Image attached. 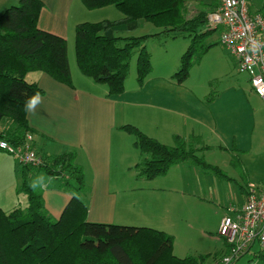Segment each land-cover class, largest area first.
<instances>
[{
	"label": "crops",
	"instance_id": "crops-1",
	"mask_svg": "<svg viewBox=\"0 0 264 264\" xmlns=\"http://www.w3.org/2000/svg\"><path fill=\"white\" fill-rule=\"evenodd\" d=\"M41 1L44 6L38 26L67 40L74 88L42 72L28 74L27 81L37 83L44 92L34 112H28V123L33 131L32 146L44 157L75 152V164L82 168L85 179L86 190L79 197L87 203L88 221L153 228L172 236L174 242L177 239V208L172 193L186 194L182 192L184 178L179 173L180 169H175L174 173L180 175L179 178L169 177V173L154 180L139 178L134 167L142 157L134 147L132 135L120 129L128 124L165 145H174V136L185 139L197 136L207 147L205 151L215 154L220 150L224 156L222 163L209 164L224 171L227 175L224 179L242 185L240 195L235 198L236 204H232L228 211L241 209L247 199V186L258 176L251 160L259 157L257 152L262 149V146H256L255 139L260 125L258 115L264 110V101L253 92L249 78L244 84L240 78L228 77V86L217 91L216 98L211 102L206 100L213 93L210 89L202 85L199 92L198 84L188 83L196 65L202 66L204 60L218 48L217 45L222 46L220 38L206 45L210 48L194 64L184 83L179 84L172 79L175 63L169 66V62H163L158 70L153 68L143 87L139 86L134 73L133 78H128L124 93L109 96L106 85L96 84L73 67L70 49L75 45L78 24L120 20L123 14L113 6L88 10L81 0ZM185 3V15L193 18L201 11L209 15L216 12L220 0H185ZM18 4L19 0H0V14ZM249 6L253 15L264 17V0H249ZM213 62L220 71L228 68V73H234L238 66L232 68V63L225 61L224 57ZM13 157L0 150V176L16 172ZM234 160L242 165L243 174L234 167ZM182 165L196 168L186 163L176 168ZM45 177L52 178L43 189L45 207L55 220H59L73 192L63 187L64 182L60 178L45 172L38 174V182L45 183ZM19 186H22V177ZM25 196L23 210L28 205V197ZM0 207L7 213L21 208L16 202L8 209L1 203ZM226 213L219 214L218 225L228 215ZM222 253L224 255L225 251ZM174 254L182 258L176 254L175 243Z\"/></svg>",
	"mask_w": 264,
	"mask_h": 264
},
{
	"label": "trees",
	"instance_id": "trees-1",
	"mask_svg": "<svg viewBox=\"0 0 264 264\" xmlns=\"http://www.w3.org/2000/svg\"><path fill=\"white\" fill-rule=\"evenodd\" d=\"M81 1L88 10L113 6L123 14L120 20L85 22L75 29L79 70L96 84L106 85L109 96L125 92L136 52L137 82L140 87L146 84L153 71L152 54L146 43L154 37L184 33L191 38L180 69L172 76L179 84L189 78L194 64L210 48L204 44L215 30L208 26L209 13L201 11L187 19L185 0ZM43 6L41 0H19L17 6L0 14V140L15 147L24 145L33 132L25 111L26 101L36 93H44L37 83L27 81L28 74L42 72L74 88L67 40L38 26ZM143 22L162 31L130 35ZM120 129L135 138L134 147L142 157L134 167L139 178L163 177L172 167L184 163L227 178L224 171L199 155L207 148L200 137L174 136V145L169 146L136 126L128 124ZM42 158L44 162L39 167L21 165L20 191L28 197L26 209L7 213L0 207V264H208L210 258L220 263V252L178 258L174 254V238L153 228L89 222L87 203L79 197L86 186L82 168L75 164V152ZM233 165L243 174L238 161L234 160ZM41 172L60 178L63 187L73 192L59 220L46 210L43 190L33 191L29 186L34 179L40 184L37 176ZM227 248L225 243V253ZM244 257L234 264H243ZM255 257H264V249L253 253L252 258Z\"/></svg>",
	"mask_w": 264,
	"mask_h": 264
},
{
	"label": "rangeland",
	"instance_id": "rangeland-1",
	"mask_svg": "<svg viewBox=\"0 0 264 264\" xmlns=\"http://www.w3.org/2000/svg\"><path fill=\"white\" fill-rule=\"evenodd\" d=\"M187 19V15L185 16ZM142 28L135 31L132 36H143V35H154L162 31V29L154 26L151 23H142ZM221 37V32L216 30L211 33L205 40L204 44L207 45L210 42L218 41ZM191 43V38L184 33H171L169 35L162 34L158 37L150 39L147 43V49L152 54L153 68L159 69V65L163 62H169V66L175 63V68L172 71L173 75L180 69L181 57L189 48ZM211 56L206 58L202 66H197L192 71V78L189 80V84H198L200 87L199 92H201V86L205 85V88L210 89L213 93L206 99L211 102L216 98V92L222 91L229 84V78L236 80L239 78L244 84H247L248 75L240 73L237 66L234 73H228L229 69L220 71L219 68L215 66L213 60L216 58L224 57L225 61H230L232 63V68L237 64L236 59L229 54L223 46L217 45ZM216 55V58H214ZM213 58H210L212 57ZM70 59L73 67L77 69L80 75H83L78 68L75 56V47L71 46L70 49ZM137 59L138 53L136 52L131 60L129 76L128 78H133L134 73L137 75ZM213 59V60H211ZM205 63V64H204ZM204 65V66H203ZM202 69H199L201 68ZM228 71V72H227ZM233 72V71H232ZM222 74V77H221ZM228 74V75H226ZM230 74V75H229ZM225 75V77H224ZM227 77V78H226ZM226 78V80H224ZM128 80V79H127ZM148 80V79H147ZM240 80V81H241ZM127 82V81H126ZM212 100H209V99ZM258 122L260 125L257 129V137L255 139L256 146H262V149L258 150L260 156L251 160L252 167H256L254 170L258 175L257 178L253 179L251 184L263 188L264 187V110L259 113ZM135 141V138L132 136ZM200 156L204 158L207 163L217 162L221 164L224 156L221 155L220 150L218 152H207L201 151ZM13 166L16 172L22 169V166L17 162L15 157L12 159ZM220 162V163H219ZM174 166L169 170V177L174 176L179 178L180 175L184 178V194L173 192V197L176 200L175 206L177 208L175 221L177 226V239H175L176 254L179 257L185 258L188 256H198V255H214L215 253H222L225 251V241L219 236L217 238V233L219 229V214L222 215L225 212H229L230 206L236 204L235 198L240 195L241 184L235 181L226 180L217 177L213 172L204 171L200 168H191L186 165H182L181 168H176ZM175 169H180V175H175ZM229 173L231 170L226 168ZM15 171H11V174H2L0 176V203L4 204L8 209L14 202L19 204V206L24 209L25 203L23 202V197H26L24 192H21L18 185L21 182V173L18 174ZM165 175V176H166ZM167 176V177H168ZM261 176V177H260ZM164 177V176H163ZM160 178V177H158ZM157 179V178H155ZM154 180V179H153ZM18 187V191L17 188ZM18 194H17V192ZM224 212V213H223ZM226 213V214H227ZM230 214V212L228 213ZM260 247L257 245L253 248L251 253H248L244 258L242 263L247 264L248 260H251L250 264H263L264 257L252 258L253 253L258 252ZM221 261V260H220ZM208 264H221L215 262L213 258H210Z\"/></svg>",
	"mask_w": 264,
	"mask_h": 264
},
{
	"label": "built area",
	"instance_id": "built-area-1",
	"mask_svg": "<svg viewBox=\"0 0 264 264\" xmlns=\"http://www.w3.org/2000/svg\"><path fill=\"white\" fill-rule=\"evenodd\" d=\"M208 26L221 30L220 44L237 60L239 72L248 75L253 92L264 101V17L251 13L249 0H220L218 10L208 17ZM32 140L29 134L18 147L0 140V149L22 166L39 167L44 161ZM218 236L228 246L221 264L236 263L256 245L264 249V187L247 186L245 204L222 218Z\"/></svg>",
	"mask_w": 264,
	"mask_h": 264
},
{
	"label": "clouds",
	"instance_id": "clouds-1",
	"mask_svg": "<svg viewBox=\"0 0 264 264\" xmlns=\"http://www.w3.org/2000/svg\"><path fill=\"white\" fill-rule=\"evenodd\" d=\"M40 101H41V95L39 93H36L32 97H30L28 101H26V103H25V111L26 112H30V113L34 112L37 104L40 103ZM51 179L52 178H46L45 177V183H43V184H38L36 182V179H34L30 183L29 186L32 188L33 191L43 190V189H45L48 186V182Z\"/></svg>",
	"mask_w": 264,
	"mask_h": 264
}]
</instances>
